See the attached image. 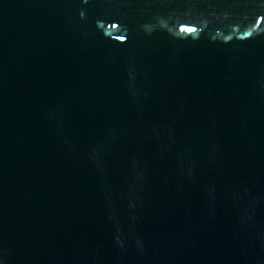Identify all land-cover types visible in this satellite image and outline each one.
I'll use <instances>...</instances> for the list:
<instances>
[{
	"label": "water",
	"instance_id": "1",
	"mask_svg": "<svg viewBox=\"0 0 264 264\" xmlns=\"http://www.w3.org/2000/svg\"><path fill=\"white\" fill-rule=\"evenodd\" d=\"M0 264H264V0H0Z\"/></svg>",
	"mask_w": 264,
	"mask_h": 264
}]
</instances>
